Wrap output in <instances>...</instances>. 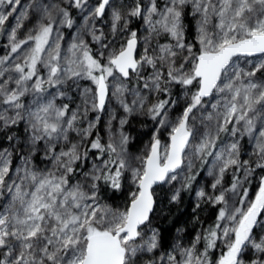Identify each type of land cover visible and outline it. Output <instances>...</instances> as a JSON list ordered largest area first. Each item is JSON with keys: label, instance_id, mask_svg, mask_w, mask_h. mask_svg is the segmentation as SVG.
<instances>
[{"label": "snow or ice", "instance_id": "1", "mask_svg": "<svg viewBox=\"0 0 264 264\" xmlns=\"http://www.w3.org/2000/svg\"><path fill=\"white\" fill-rule=\"evenodd\" d=\"M0 264H264V0H0Z\"/></svg>", "mask_w": 264, "mask_h": 264}]
</instances>
